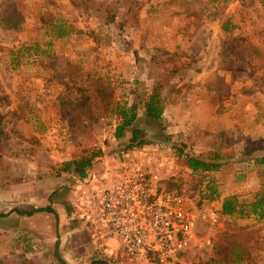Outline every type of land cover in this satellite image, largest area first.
<instances>
[{
    "label": "rangeland",
    "instance_id": "374dc122",
    "mask_svg": "<svg viewBox=\"0 0 264 264\" xmlns=\"http://www.w3.org/2000/svg\"><path fill=\"white\" fill-rule=\"evenodd\" d=\"M130 1L141 3L139 24L119 32L82 15L68 0H0V19L10 9L21 20L18 32L0 23V47L39 39L40 10L52 4L79 29L93 31L59 43L52 59L14 70L7 55L0 54V116L7 135L0 145V264H62L55 257L57 216L27 217L16 211L52 208L58 202L67 223H76L71 218L74 192L82 180L62 174L59 188L54 170L81 149L100 153L92 166L119 151L144 160L160 190L185 198L195 227L182 264H239L236 257L245 264H264V226L219 215L221 198L236 194L249 199L264 190V166L245 162L264 158V0ZM225 21L231 28L226 36L220 29ZM175 51L193 57L194 63L171 80L179 90L166 102V129L147 119L139 105L131 129L141 133L145 144L128 150L131 132L113 138L116 120L109 107L137 101L142 84L149 83L151 57ZM98 78L109 84L106 99L95 92L93 80ZM84 92L91 99L90 119L76 132L64 110ZM179 151L192 157L219 153L221 171L202 183L214 182L218 201L197 205L201 176L184 167ZM204 186L199 188L205 191ZM89 235L94 251L113 239L119 247L113 259L138 264L123 250L120 233L100 238L89 228Z\"/></svg>",
    "mask_w": 264,
    "mask_h": 264
},
{
    "label": "trees",
    "instance_id": "16d2710c",
    "mask_svg": "<svg viewBox=\"0 0 264 264\" xmlns=\"http://www.w3.org/2000/svg\"><path fill=\"white\" fill-rule=\"evenodd\" d=\"M72 6L79 10L82 15L93 17L101 26H114L117 31L124 32L131 26L139 24V10L141 3L136 1L125 0L120 3L109 4L101 0H68ZM227 1V0H225ZM43 12V13H42ZM40 30L41 35L37 40L19 43L10 48L0 47V54H6L11 69H17L23 66H28L33 63L52 59L56 54V46L72 37L81 35H92L93 31L79 29L65 18L64 13L57 5L52 4L48 9H41ZM4 17H1L0 23L6 30H21V20L19 13L10 9L3 12ZM228 21L223 22L220 29L226 36L231 28L227 26ZM193 57L185 54L182 51L173 53H163L151 57L148 62L147 79L148 85H143V94L136 96V100L132 103H114L109 107V112L115 116L116 124L113 131V138L120 139L126 132H131L129 145L126 149L140 148L145 144V141L140 140L141 133L137 130H132L131 127L136 121L137 110L139 105H142L147 119L155 122L164 132L166 129V120L164 117L165 105L170 95H175L178 88L171 83L175 75L193 66ZM100 97L106 99L110 96L109 84L104 78L93 80ZM1 101L7 105V99L2 98ZM91 99L87 93H81L79 99L69 100L65 110L67 112V123L73 125L76 132L83 130V122H88L91 112ZM3 117L0 116V145L7 139V135L3 132L4 125H1ZM39 129L43 130L40 124ZM100 153H94L91 150L81 149L76 153L74 158L60 163L54 173L56 176L62 174L74 175L78 179L83 180L88 170L92 167L93 162L97 161ZM179 158L184 167L193 175L201 176L197 181L196 191L198 193V206L202 203H210L220 199V193L217 191L212 180L202 185L204 179H207L208 174L217 173L222 169L221 157L217 152H208L204 157H192L179 151ZM248 164L254 166H264V158H254L247 161ZM204 186L205 191L200 188ZM200 187V188H199ZM15 212V211H13ZM20 215L31 216L36 213H49L55 215V212L50 207L33 209L29 212H19ZM219 215L224 218H234L239 220H250L264 226V190H260L247 199L240 195L232 194L221 198ZM56 216V215H55ZM264 240V237L262 238ZM264 247V243H262ZM28 246V245H27ZM30 251V245L26 249ZM236 262L245 264L241 257H236ZM30 264V263H28ZM249 264V263H246Z\"/></svg>",
    "mask_w": 264,
    "mask_h": 264
},
{
    "label": "built area",
    "instance_id": "2783aa9c",
    "mask_svg": "<svg viewBox=\"0 0 264 264\" xmlns=\"http://www.w3.org/2000/svg\"><path fill=\"white\" fill-rule=\"evenodd\" d=\"M114 157L92 166L75 187L76 218L100 238L120 233L138 264H182L195 227L185 198L160 190L144 160L122 151Z\"/></svg>",
    "mask_w": 264,
    "mask_h": 264
},
{
    "label": "crops",
    "instance_id": "0c3cea01",
    "mask_svg": "<svg viewBox=\"0 0 264 264\" xmlns=\"http://www.w3.org/2000/svg\"><path fill=\"white\" fill-rule=\"evenodd\" d=\"M63 180L62 175L56 176L55 184L60 188ZM51 209L55 212L58 219L57 232L55 234L56 240L54 242L56 246L55 257L62 264H129L121 257L116 256L113 259L115 252L119 248L116 241L107 239L103 242L101 249H95L94 251V248L90 247L92 246V239L89 235L88 226L78 221L74 213L71 214V218L76 220V223H67L68 217L62 205L58 202ZM44 216L47 219L50 218L48 213L44 214ZM37 219L38 217L33 216V220L36 221ZM50 231V228H47L44 232L48 234Z\"/></svg>",
    "mask_w": 264,
    "mask_h": 264
}]
</instances>
